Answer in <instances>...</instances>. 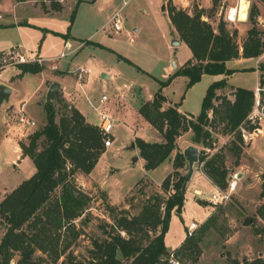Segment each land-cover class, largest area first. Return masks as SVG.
Returning a JSON list of instances; mask_svg holds the SVG:
<instances>
[{"label":"rangeland","instance_id":"374dc122","mask_svg":"<svg viewBox=\"0 0 264 264\" xmlns=\"http://www.w3.org/2000/svg\"><path fill=\"white\" fill-rule=\"evenodd\" d=\"M61 1L64 5L61 12L46 14L40 8L41 0H0V21H3V17H8L12 20L15 19V21H29L35 26H26L21 27L20 30H14L12 31V37L18 41L19 38L25 40L27 44H31L29 45L31 49L36 48L35 51L39 54H33L31 51L19 46L15 47L13 51L10 50L0 54V72L5 68L7 69L3 76H12L15 73V67L12 66H17L25 61L33 62L40 59V55H59L57 57L58 64L65 67L71 59L69 53L66 57L60 56L65 38L56 34H45V30L55 29L56 32L68 33L71 24L70 15L78 1H80L78 11L70 28V36L84 39V44L101 47L86 46L81 49L83 45L80 46L77 50V56L70 62L69 67L74 68L78 63H83L84 66L92 69L90 78L85 83V89L93 97L99 98L101 94L107 93L110 95V102L113 101L112 93L116 92L118 85H121L125 80L131 83L130 92H143L144 94L154 92L158 88V82L155 78L161 79L166 64L172 63L173 60L176 63L183 64L192 56V52L186 43L173 45V27L166 12L170 0ZM125 1H127L126 4ZM171 1L176 6L188 10H193L195 5L205 8L207 13L212 14L209 21L215 28L218 25L219 17L223 15L230 29L237 28L240 31L237 38L240 44L243 43L247 34L243 29L244 26H252L248 18L247 22L243 23L239 12L234 20L229 17L233 8L238 10L239 0H218L215 8H213L214 0ZM259 2L264 7V0H249L247 3L242 0L241 9L243 6L247 7L248 16L251 9L258 10L257 26L259 29L264 30V10H262L263 12L260 10ZM119 8H122L123 29L115 31L112 23H105ZM45 37H47L46 41ZM64 51L68 52L66 49ZM119 55L130 59L134 65L123 61L119 58ZM55 62L53 60L49 63L55 64ZM39 63L44 65L45 68L51 69L47 66L46 61L42 60ZM257 65L260 71L259 84L264 87V83L261 82L262 74L264 75L261 66L264 65V60ZM241 71L243 72L229 78V86L238 85L252 90L255 89L259 81L257 74L250 72L251 70ZM102 74H107L109 78H103ZM59 75H65L69 79L71 78L70 75L78 77V73H70L68 70L60 72ZM44 77L45 71L24 75L16 81L19 93L13 98L14 105L9 104L8 100L0 107V202L23 180L31 177L36 171L33 161L29 157L22 156L19 143L28 142L29 135L46 123V99L43 95L44 99L42 101V95H40L43 88L37 90V94H34L32 99L30 97ZM187 81V77L179 76L164 88L163 92L170 101H181L186 97L182 109L186 114L197 116L201 112L203 100L199 89L204 82L190 89L187 88ZM229 86L218 90V93L221 96L227 95L230 99H234L235 88ZM117 92L119 91L117 90ZM124 92H126L125 88ZM130 92H128L129 97ZM29 97L30 99L25 108L27 113H30H28L29 116L31 117L32 114L36 119V125L32 127L21 125L18 121V104L21 100ZM140 100L141 95H136L131 102H127L124 99V94H121L120 105L130 103V106L133 104L136 107ZM108 101L106 103H109ZM53 103L57 111V120L66 112L63 104L73 106L72 103L65 100L60 91ZM261 104H264V91L261 95ZM103 109L107 111L105 106H103ZM147 127L146 131L150 132L149 135H146V131H143L142 134L152 140L158 133L154 127ZM210 129L213 134L212 146L215 148H206V152L212 154L220 148L224 149L227 155L226 165L229 169V175L237 171L240 176L237 189L228 202L213 205L207 197L211 193L210 188L213 189L211 184L214 186L216 184L211 179L210 182L204 173L203 164L196 162L192 178L186 187L184 205L186 217H195L192 218L190 223L193 221L197 223V229L193 236L196 243L191 244L190 248L181 246L187 237L190 223L187 224L188 219H183V212L182 218L174 212L166 234V244L169 248H175L183 235L186 234L184 241L179 248L177 247L183 264H237L246 259L264 258V221L257 215L258 208L264 203V198H260L264 174V135L256 136L253 140L244 141L243 144H240L244 152L240 164L237 165L235 164L236 156L227 149L231 145V141L235 139V133H226L223 123H217ZM121 132L124 142L118 139L101 161H98L99 163L93 169L92 174L81 172L76 174L77 184L92 196L90 207L75 222L77 230L81 234L72 240L68 250L78 259L89 257L94 240L107 239L114 232L115 217L121 215L122 212L119 210L111 211L110 205L125 209L127 215L133 216L140 213L149 197L155 194L165 195L161 186L162 183H158V181L162 179V173L166 166H161L151 174L146 171L143 160L140 157L138 159V155L131 156L132 152H135V148H128L130 143L128 144L127 131L122 129ZM192 137L193 131L190 130L186 138L182 140L181 147H179L182 151L188 143L197 146L199 150L203 148V145L194 143ZM133 143H135V140ZM121 145L122 147L119 149L118 147ZM135 156H137V161L134 159ZM129 163L132 164L129 165ZM180 173L187 175L188 163L180 169ZM146 175L152 179L145 178ZM173 179L175 181L177 176ZM204 182L210 184V188L205 187ZM197 189L202 190L201 193L196 194L195 190ZM196 202L205 209H209L210 212L207 218L199 216L198 213L201 207H198ZM209 218L210 220L205 225L204 223ZM5 231L6 223L0 215V241ZM120 232L124 237L127 236L124 231ZM149 235H153V232H150ZM143 239L146 241L147 236L144 235ZM34 258L38 264H52L51 259L41 251H37ZM17 259L16 256L12 264H17ZM63 259H65V256H62L59 262ZM122 264L128 263L124 260Z\"/></svg>","mask_w":264,"mask_h":264},{"label":"trees","instance_id":"16d2710c","mask_svg":"<svg viewBox=\"0 0 264 264\" xmlns=\"http://www.w3.org/2000/svg\"><path fill=\"white\" fill-rule=\"evenodd\" d=\"M79 2L70 15L68 33L47 29L45 32L65 39L71 37L70 28L76 18ZM217 2L213 1V8ZM40 5L45 12H59L64 7L61 0H41ZM168 13L175 32L188 45L192 57L166 79L155 78L159 88L152 99L143 101L139 107L140 114L160 132L163 140L150 142L141 137L135 139L147 171L157 168L175 151L173 171L161 185L165 195L149 197L140 213L133 216L127 215L125 209L110 205L111 211L119 210L122 214L115 217V229L109 238L94 240L87 259H78L68 252L72 240L81 234L75 222L85 214L92 200V196L77 184L76 174H90L93 171L106 151L104 140L107 135L99 125L90 123L75 106L63 104L66 112L57 120L53 101L45 103V125L31 133L28 142L19 143L22 156L33 161L36 171L0 202V215L6 223V231L0 241V264H12L16 256L17 264H38L34 258L37 251L45 253L52 264H122L124 260L128 264L159 263L169 252L165 238L172 215L176 212L182 218L186 201V175L181 174L180 169L188 162L177 144V138L190 130L193 131L192 141L203 145L199 162L203 164L204 173L220 188H227L229 169L224 149L220 148L212 154L206 152V148H215L212 146L210 127L223 123L226 133H235V139L227 149L236 156L235 164H240L244 152L240 145L244 143L240 126L253 128L247 117L255 103L254 90L237 87L234 89V99H230L218 93L227 86L226 78L214 81L207 89L197 116L180 112L179 103L165 107L168 99L163 90L179 76L188 78L187 88H190L204 74L231 75L239 70L228 68L229 60L261 56L264 53V30L257 26L258 10L250 11L248 20L252 26L247 30L242 44L237 39L239 30L230 29L223 15L215 28L209 21L212 14L199 5L188 10L170 0ZM25 25L33 27L28 23ZM5 26L0 24V27ZM119 58L134 65L126 57L119 55ZM17 67L21 70L18 76L22 77L26 73L42 71L44 65L35 60L19 63ZM261 70H264V65ZM263 78L262 74V83ZM175 176L177 179L174 181ZM260 198H264V174ZM257 212L264 221V203ZM120 231L127 236L124 237ZM150 232L153 235H149ZM143 234L147 236L146 241ZM193 236H187L181 246L190 248L191 244H195ZM118 252L120 259L117 258ZM62 256L65 259L59 262ZM237 264H264V258L246 259Z\"/></svg>","mask_w":264,"mask_h":264},{"label":"crops","instance_id":"0c3cea01","mask_svg":"<svg viewBox=\"0 0 264 264\" xmlns=\"http://www.w3.org/2000/svg\"><path fill=\"white\" fill-rule=\"evenodd\" d=\"M26 1H30V0H26ZM245 1H246V3L249 2V0H245ZM241 2H242V0H239L240 4L237 7L239 13H240V10H241ZM47 3H49V2L47 1ZM259 5H260V10L261 11L264 10V7L261 5L260 2H259ZM40 8L42 9L41 5H40ZM63 9H64V7H63ZM42 11L44 13H46V14L58 13L57 11L45 12L43 9H42ZM59 12H61V11H59ZM166 12L168 13V11H166ZM112 15L110 16V18L107 20V22L105 24L109 23ZM168 15H169V13H168ZM247 18H248V14H247ZM245 22H247V19L243 21V23H245ZM25 23H28V24L32 25L31 22H29V21H25V20L24 21H15V19L12 20L11 18L3 17V21H0V24L6 25V26L5 27H0V52H6V51H9L13 47L19 46V47H21V48H23L25 50L31 51L33 54L37 53V55H39L38 52L35 51L36 48H32L31 49V46H29L31 44H27L25 42V40H22L21 38H19V41H18L17 39H14L12 37V34H13L12 31L20 30L21 27L28 26V25H25ZM170 23H171V21H170ZM29 27H31V26H29ZM33 27H35V26L33 25ZM249 28L250 27H245L244 26L243 29H244L245 33H247V30ZM48 30L55 31V29H48ZM240 30L242 31V29H240ZM47 33L48 34H53L52 32H45V34H47ZM239 33H240V31H239ZM172 34H173V45H179V44L185 43L183 40H181L179 38V36L175 32L174 28L172 29ZM58 36H60V35H58ZM46 38L47 37H45V41H46ZM176 40H179V44H175ZM83 41H85V40L84 39H77L76 36H73V35L71 37H69L68 39H64V41H63V49L60 51V55L63 52H65L64 51L65 49L68 50V52H66V53H69V56L71 57L69 63H66L68 65V67H67V65L64 67V66H60L58 64V58L57 57L59 55L58 56H49V55L44 56V55H40V58L43 59L44 61H46V63L48 64L47 66H49L51 69H49L48 67L47 68H45V67L43 68L42 71H45V77L41 80L40 84L38 85V87L36 88L34 93L31 94L30 97L32 99L34 94L35 95L37 94V90H39L42 87L43 91H41L40 95H42L41 96L42 97L41 100L43 101V99H44L43 95H45V99H46V95H47V92H48L49 87L51 86V84L54 83V82H59V84H60L59 91L62 93V95L64 96L65 100L67 102L72 103L73 106L78 108L85 115L86 119L90 123L99 125L100 124V116H99V111L96 109V107L100 104L101 97L104 94L108 95V97L110 95L107 94V93H103V94H101V96L99 98H97V97H93L89 93H87V91L85 89V83L90 78V72H92L91 68L84 66L83 63H78L74 68L69 67L70 66V62H72L73 59L77 56V54H78L77 50L79 49L80 46L83 45L81 47V49L86 47V46L100 47V46L84 44ZM53 60L56 61L55 64L49 63L50 61H53ZM262 60H264V53L261 56H259V57H253V58L239 57V58H235V59L229 60L227 62L228 68L238 69L239 71H236V72H234L231 75H225V74H219V75L204 74L202 76L201 80L199 82H197L196 84H194L192 87H190V89H192L195 86H197V84H201L202 82H204L203 85L199 89L202 98H204L208 87L214 81L226 78L227 83H228L227 86H229V78L230 77H233V76L239 74L240 72H243L241 70L248 69V68H254V70H251L250 72H254V73L257 74L258 79H259V81L257 83V85H258L259 82H260V71L258 70V65L257 64L259 62H261ZM183 64L182 63L179 64L178 62L176 63L174 60L172 61V63L166 64L164 66V70H163V72L161 74V79H166L170 74H172L175 71L176 68L180 67ZM12 67H15V73L12 76H10V75H8L7 77L3 76L5 71L7 70L6 68L0 72V85L5 84V85H8L11 88V94H10V98H9V101H8V102H10L9 104H13L14 96L17 93H19V89L16 87V81H18L19 79L24 77V75L27 74L26 73L22 77H19L18 75H19L21 70L17 66H12ZM78 67H83V68H85V69H87L89 71V73L85 74L86 77L84 78V80H83L84 82L83 83H81L79 78L76 77V76L73 77L72 75H70L71 78L69 79V78L65 77V75H59L60 72H65L66 70H68V72H70V73H73V72H75V70ZM75 73H77V72H75ZM105 75L106 76L104 77V74H102V77L103 78H109V76L107 74H105ZM204 78H208V79L205 80ZM187 80H188V78H187ZM131 87H132L131 83L127 82L125 80L121 85H118L117 90L119 92H117V90H116V92L114 91L112 93L113 101L110 102V100L108 99L109 101L108 100L107 101L109 103L105 102V104H107V105H105V104L103 105V106L106 107L107 111L110 114H112L113 117L115 118V125H114L113 131H112L113 141H112L110 146L106 147V151L100 157L99 162L104 157V155L109 151V149L114 146V143L118 139L121 140L122 142H124V140H122V132H121V130L124 129V130L127 131V134L129 136L128 144L130 143V146H128V148H135V152H132L131 156L138 155V159L140 157V159L143 160V165H145V159L143 157H141V155L139 153V148L137 146H133V141L136 139V137H141V138L145 139L146 141L151 140L148 136H145L142 133H143V131H146V129L148 128L147 126L151 127L152 125L140 114L138 109H139V107H140V105H141V103L143 101L150 100V99L153 98L155 92L159 88V84H158V88L154 92L152 91V92H150L148 94H144L143 92L142 93L141 92H132V91L130 92L129 88H131ZM229 87L237 88V87H244V86L230 85ZM124 88L126 89V92H124ZM244 88H247V87H244ZM248 89H251V88H248ZM80 91H82V92H80ZM120 91H121V93H120ZM128 92H130V97H129V93ZM121 94L122 95L124 94V99L127 100V102H131L132 98L136 97V95H138V96L141 95V100H140L139 104L136 107L133 106V104H132L133 102L131 103L132 104L131 106H130V103H126L129 106H127L125 103L122 106V105H120ZM30 97L28 99L21 100L19 102L17 108H19V106L22 103H25V106H26V104H27L28 100L30 99ZM185 100H186V97H184L183 100H181V101H170L168 99L167 102H165L164 106L167 107L169 105H172V104H175V103H179V108H178L179 111L182 112V113H185L184 110L182 109ZM5 102L2 105H4ZM31 111H32V108H31ZM31 118L36 121V119L34 118V116L32 114H31ZM156 132L158 134H157V136L154 139L152 138V140H156L158 142L162 141L163 140L162 135L160 134V132L157 129H156ZM149 133L150 132L146 131V135H149ZM187 134H188V132L183 134V135H181V136H179L177 138V144H178L179 147H181L182 142H183L182 140L184 138H186ZM152 140L150 142H156V141H152ZM189 145H190V143L186 144L184 149L187 146H189ZM121 147H122V145L119 146L118 148L120 149ZM19 150L21 152V148L20 147H19ZM174 155H175V152H173L171 154V157L166 159L157 168L148 171L151 174V173L155 172L156 170H158L161 166H163V165L166 166L165 170L162 173V175H163L162 179L160 181H158V183H162L163 180L165 179V177L168 174L171 173V171L173 169V158H174ZM134 159H135V161H137L138 160L137 156H135ZM130 164H132V163H129V165ZM92 172L90 174H92ZM144 177H149V176L146 175ZM149 178H151V177H149ZM210 182H211V180H210ZM203 184H204L205 187L210 188V184L208 185V183L206 184L205 182ZM211 186H213V189L210 188V190L212 192L214 190L215 186L213 184H211ZM195 191H196V194H199V193H201L202 190L197 189ZM207 199H208V197H207ZM196 203H197L198 207H201L200 212L198 213L199 216L201 218H207L209 216L208 214L210 212L209 209L208 208L205 209L198 202H196ZM183 214H184L183 219L184 220L188 219V221H189L187 224L190 223L192 218H195L194 216L186 217L185 207L183 209ZM185 236H186V234L183 235V237L181 238V240L179 241L178 245L175 248H177V247H179L181 245V243L185 239ZM168 249L170 250V249H173V248H169L168 247Z\"/></svg>","mask_w":264,"mask_h":264},{"label":"built area","instance_id":"2783aa9c","mask_svg":"<svg viewBox=\"0 0 264 264\" xmlns=\"http://www.w3.org/2000/svg\"><path fill=\"white\" fill-rule=\"evenodd\" d=\"M127 1H125V4ZM230 17V16H229ZM109 23L113 25L115 31H121L123 29V18H122V8L117 9ZM15 48V47H14ZM11 50V49H10ZM9 50V51H10ZM14 49H12L13 51ZM8 51V52H9ZM7 52V51H6ZM4 52V53H6ZM67 55L66 52H63L60 56L65 57ZM38 61H42L43 59H36ZM44 61V60H43ZM26 62V61H25ZM75 72L78 73L79 80L83 83L84 78L86 77L85 74L89 73V71L83 67H78ZM264 91V87L258 84L254 89L255 94V103L251 112L249 113L247 119L250 124L253 125V128L249 129L244 127L243 125L240 126L242 138L245 142L253 140L254 137L264 135V104H261V95ZM109 99L108 95L104 94L101 97L100 104L96 107L99 111L100 116V128L102 129L103 133L107 135L104 140L105 146H110L112 143V131L115 125V118L112 114L107 112L103 109V105ZM19 114H18V121L21 125H28V126H35L36 121L32 119L26 111L25 103H22L19 106ZM239 173L235 171L228 176V186L227 188L223 189L219 186H215L214 190L209 194L208 200L213 205L224 204L229 201L233 192L237 189L239 183ZM197 229V223L195 221L191 222L188 225L187 236H192ZM157 264H183L181 257L178 252V248L170 249L169 252L162 257L161 261Z\"/></svg>","mask_w":264,"mask_h":264},{"label":"water","instance_id":"95a60500","mask_svg":"<svg viewBox=\"0 0 264 264\" xmlns=\"http://www.w3.org/2000/svg\"><path fill=\"white\" fill-rule=\"evenodd\" d=\"M175 44H179V40H176ZM105 76L106 75L104 74V77ZM59 89H60L59 82H54L51 84V86L49 87V90L47 92V95H46V103L47 104L55 99ZM10 94H11V88L8 85H5V84L0 85V107L5 101L9 100ZM133 146H136V144L133 143ZM183 153H184V156L188 162V173H187V175L185 177V181H184V188H186L189 180L192 178V175L194 172V165L196 162H199L200 150L195 145H189L184 149ZM117 258L118 259L121 258L120 252L117 253Z\"/></svg>","mask_w":264,"mask_h":264},{"label":"bare ground","instance_id":"6f19581e","mask_svg":"<svg viewBox=\"0 0 264 264\" xmlns=\"http://www.w3.org/2000/svg\"><path fill=\"white\" fill-rule=\"evenodd\" d=\"M246 10H247V7L243 6V8L240 10V13H239L240 19L243 21L247 19V11ZM237 13H238V10H236L234 8L231 10L230 17L232 20L235 19Z\"/></svg>","mask_w":264,"mask_h":264}]
</instances>
